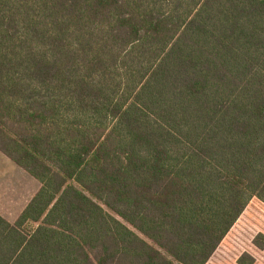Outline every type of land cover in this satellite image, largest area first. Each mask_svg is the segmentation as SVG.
Instances as JSON below:
<instances>
[{
    "label": "trees",
    "instance_id": "obj_1",
    "mask_svg": "<svg viewBox=\"0 0 264 264\" xmlns=\"http://www.w3.org/2000/svg\"><path fill=\"white\" fill-rule=\"evenodd\" d=\"M0 154V264H264V0H0Z\"/></svg>",
    "mask_w": 264,
    "mask_h": 264
},
{
    "label": "rangeland",
    "instance_id": "obj_2",
    "mask_svg": "<svg viewBox=\"0 0 264 264\" xmlns=\"http://www.w3.org/2000/svg\"><path fill=\"white\" fill-rule=\"evenodd\" d=\"M39 187L34 178L0 154V216L13 224Z\"/></svg>",
    "mask_w": 264,
    "mask_h": 264
}]
</instances>
